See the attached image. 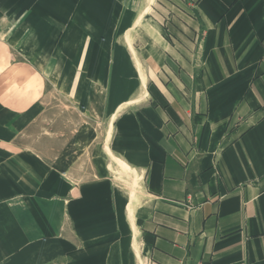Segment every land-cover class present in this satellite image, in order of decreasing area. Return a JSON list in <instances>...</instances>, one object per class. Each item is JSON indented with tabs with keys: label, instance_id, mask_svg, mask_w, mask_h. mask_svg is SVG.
Masks as SVG:
<instances>
[{
	"label": "crops",
	"instance_id": "crops-1",
	"mask_svg": "<svg viewBox=\"0 0 264 264\" xmlns=\"http://www.w3.org/2000/svg\"><path fill=\"white\" fill-rule=\"evenodd\" d=\"M14 2L0 0V264H264V0H172L179 19L139 16L147 69L63 81L86 120L51 150L22 141L48 79L81 75L53 64V13L77 8ZM128 171L132 192L112 178Z\"/></svg>",
	"mask_w": 264,
	"mask_h": 264
},
{
	"label": "rangeland",
	"instance_id": "rangeland-1",
	"mask_svg": "<svg viewBox=\"0 0 264 264\" xmlns=\"http://www.w3.org/2000/svg\"><path fill=\"white\" fill-rule=\"evenodd\" d=\"M24 1H27V4ZM73 2L76 4L77 12L53 13L59 26L53 30V33L56 38H60L58 41L60 44L57 43L58 45L55 46L59 52L55 54L53 64L58 68L70 69L71 73L77 69V75H81L76 78L48 79L49 87L44 100L45 111L24 135L22 143L25 147L49 150L54 147L63 148L84 124L86 110L80 102L74 101V95L72 96L67 85L63 86V81L68 79L65 82L67 84L70 80L76 79L77 83L81 82L82 85L91 88L100 85L99 76H94L91 70L109 69L111 74L115 69H120L122 72L127 69H147V61L142 60L140 64V59H137L139 54L144 56L147 54L144 49L145 37H147L145 30L140 33V30L133 27L139 16L143 21H148L149 17H152L163 24L180 18L179 13L175 11L176 8L171 6L172 0H73ZM36 4L37 0L14 2L18 7L26 5V9H35ZM101 4L108 6L109 12L97 11ZM122 6L125 12L119 11ZM139 6L142 8L144 6L145 10L147 7L149 9L147 12L143 10L142 13L127 12ZM86 9L87 11H84ZM23 15L29 16L31 21L37 14L30 12ZM68 16L73 18L71 26L67 22ZM133 57L135 61L132 60ZM84 90L80 92L83 93ZM100 122L98 120L94 123L99 129L100 138H103L104 135L102 137L101 134L107 132L108 123L105 121L104 124H100ZM122 170L127 171L128 168L123 167ZM112 175V178L128 191L138 189L139 179L134 178L131 172H114Z\"/></svg>",
	"mask_w": 264,
	"mask_h": 264
},
{
	"label": "bare ground",
	"instance_id": "bare-ground-1",
	"mask_svg": "<svg viewBox=\"0 0 264 264\" xmlns=\"http://www.w3.org/2000/svg\"><path fill=\"white\" fill-rule=\"evenodd\" d=\"M146 5V4H145ZM150 6V5H149ZM137 60V59H136ZM138 61V60H137Z\"/></svg>",
	"mask_w": 264,
	"mask_h": 264
}]
</instances>
